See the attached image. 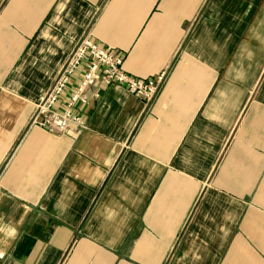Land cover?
I'll list each match as a JSON object with an SVG mask.
<instances>
[{
	"label": "crops",
	"instance_id": "obj_1",
	"mask_svg": "<svg viewBox=\"0 0 264 264\" xmlns=\"http://www.w3.org/2000/svg\"><path fill=\"white\" fill-rule=\"evenodd\" d=\"M85 37L154 95L30 123ZM0 264H264V0H0Z\"/></svg>",
	"mask_w": 264,
	"mask_h": 264
},
{
	"label": "built area",
	"instance_id": "obj_2",
	"mask_svg": "<svg viewBox=\"0 0 264 264\" xmlns=\"http://www.w3.org/2000/svg\"><path fill=\"white\" fill-rule=\"evenodd\" d=\"M81 65L84 66L82 77L70 94L66 109L64 111L55 109L58 99ZM160 78H137L127 74L123 69L121 57L85 37L76 44L53 84L39 96L30 123L58 133L65 132L71 127H84L83 119L72 112V107L77 103L87 102L85 92L91 85L96 83L106 86L118 85L137 97L149 99L154 95Z\"/></svg>",
	"mask_w": 264,
	"mask_h": 264
}]
</instances>
